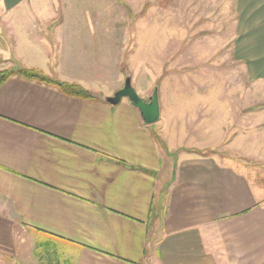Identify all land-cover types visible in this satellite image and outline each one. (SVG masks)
<instances>
[{
  "label": "crops",
  "instance_id": "crops-1",
  "mask_svg": "<svg viewBox=\"0 0 264 264\" xmlns=\"http://www.w3.org/2000/svg\"><path fill=\"white\" fill-rule=\"evenodd\" d=\"M223 2L233 55L263 95L264 0H228L227 9ZM77 4L0 0V72L38 70L92 97L16 74L0 87V257L264 264V182L232 162H264L263 131H241L223 151L207 142L184 151L165 142L159 121L145 125L127 99L107 103L120 82L105 87L75 74L73 65L92 55L85 49L101 46L103 30L100 13Z\"/></svg>",
  "mask_w": 264,
  "mask_h": 264
},
{
  "label": "rangeland",
  "instance_id": "rangeland-1",
  "mask_svg": "<svg viewBox=\"0 0 264 264\" xmlns=\"http://www.w3.org/2000/svg\"><path fill=\"white\" fill-rule=\"evenodd\" d=\"M81 6L100 13L103 30L101 46L85 49L92 55L73 65L75 74L105 87L117 82L123 87L127 74L145 100L157 87L161 118L154 125H161L166 143H182L184 151V146L220 143L223 151L241 131L264 135V94L233 55L223 0H84ZM90 58L93 62L86 63ZM234 161L246 173H257L251 179L264 182V162Z\"/></svg>",
  "mask_w": 264,
  "mask_h": 264
},
{
  "label": "water",
  "instance_id": "water-1",
  "mask_svg": "<svg viewBox=\"0 0 264 264\" xmlns=\"http://www.w3.org/2000/svg\"><path fill=\"white\" fill-rule=\"evenodd\" d=\"M122 99H127L130 105L137 110L141 121L145 125L156 124L160 119L158 88H154L151 97L145 100L139 96L131 85V78L126 74L123 87L113 96L105 99L110 105H117Z\"/></svg>",
  "mask_w": 264,
  "mask_h": 264
},
{
  "label": "trees",
  "instance_id": "trees-1",
  "mask_svg": "<svg viewBox=\"0 0 264 264\" xmlns=\"http://www.w3.org/2000/svg\"><path fill=\"white\" fill-rule=\"evenodd\" d=\"M15 74L26 81H34L36 83L44 84L52 88H55L58 91H60L62 94L70 96V97L80 98V99H91L92 98L91 95L87 91H85L83 88H81L78 85L68 84V83L50 79L47 76H45L42 72L38 70H31V69H20L16 72H13L11 70L0 72V87L7 80L12 78Z\"/></svg>",
  "mask_w": 264,
  "mask_h": 264
}]
</instances>
